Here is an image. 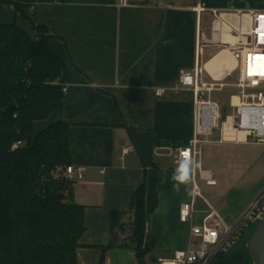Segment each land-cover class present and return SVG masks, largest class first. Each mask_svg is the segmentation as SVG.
Returning a JSON list of instances; mask_svg holds the SVG:
<instances>
[{"label": "crops", "instance_id": "obj_1", "mask_svg": "<svg viewBox=\"0 0 264 264\" xmlns=\"http://www.w3.org/2000/svg\"><path fill=\"white\" fill-rule=\"evenodd\" d=\"M133 1L119 8L116 0H53L27 11L53 36L49 45L61 61L57 84L65 93L47 119L33 124V136L68 124L72 165L84 170L83 181L70 194L85 208L77 264H158L186 249L192 227L210 212L231 226L264 192V144L221 143L220 129L202 147L201 171L189 169L179 189L173 179L181 168L176 151L194 136L195 98L178 84L181 72L193 70L199 61L203 82L223 85L204 100L217 103L210 95L222 91L230 99L237 96L236 61L232 70L226 63L214 70L219 77L206 69L232 48L221 37L212 39V12L264 11V0ZM198 4L205 8L200 16L192 10ZM0 23H14L33 35L31 24L12 5L0 4ZM160 88L167 91L157 97ZM219 115L220 124L233 116L222 118L220 110ZM127 145L133 150L124 153ZM207 173L216 186L207 185ZM143 183L146 255L139 260L128 241L131 197ZM184 204L193 208L187 223L180 220ZM114 212L125 215L113 227Z\"/></svg>", "mask_w": 264, "mask_h": 264}, {"label": "trees", "instance_id": "obj_2", "mask_svg": "<svg viewBox=\"0 0 264 264\" xmlns=\"http://www.w3.org/2000/svg\"><path fill=\"white\" fill-rule=\"evenodd\" d=\"M53 0H0L27 20L33 35L16 24L0 23V264H77L79 240L85 233V208L71 198L73 185L64 173L72 165L69 125H52L33 136V124L47 119L64 99L57 82L60 58L50 48L53 38L27 11ZM15 104L13 111L4 110ZM20 146L13 150V145ZM146 184L130 203L131 237L139 260L145 235ZM112 214L113 227L117 218ZM255 226L231 251L210 264H253L245 242Z\"/></svg>", "mask_w": 264, "mask_h": 264}, {"label": "built area", "instance_id": "obj_3", "mask_svg": "<svg viewBox=\"0 0 264 264\" xmlns=\"http://www.w3.org/2000/svg\"><path fill=\"white\" fill-rule=\"evenodd\" d=\"M119 8L135 5L133 0H116ZM199 16L205 12L200 4L192 8ZM212 39L222 35L223 29L228 27L229 33L234 35L237 42L225 44L231 46V55L237 62V80L235 87L238 95L230 99L234 114L220 124L219 107L217 103L204 100L205 94L220 90L223 85L217 82H203V67L199 61L191 71L181 72L178 84L193 92L195 98L194 136L188 146L176 151L177 163L182 167L185 162L195 163L191 169L201 171L202 147L210 143V136L214 130L220 129L221 143L229 141L254 142L264 144V11H247L237 13L212 12ZM232 73H229V77ZM165 88L155 91L157 97L166 93ZM234 98L239 103L234 104ZM231 123L236 138L228 140L225 135L226 125ZM244 137L239 138V134ZM203 137V139H201ZM20 142L13 145V150L20 146ZM133 150L131 145L124 148V153ZM65 180L72 185L81 183L84 179L83 168L73 165L67 167ZM207 185L216 186V180L206 174ZM196 194V193H195ZM264 215V192L249 206L240 219L231 226L223 224L219 215L212 211L203 223L192 227L190 244L186 249L176 251L169 258H161L158 264H210L218 253L231 251L243 235L255 226ZM192 204H184L180 210V220L187 223L192 219Z\"/></svg>", "mask_w": 264, "mask_h": 264}, {"label": "bare ground", "instance_id": "obj_4", "mask_svg": "<svg viewBox=\"0 0 264 264\" xmlns=\"http://www.w3.org/2000/svg\"><path fill=\"white\" fill-rule=\"evenodd\" d=\"M220 37L222 41L230 42L232 45L235 44V42H237V39L232 34L229 33V29L226 26L223 29L222 35ZM229 52L230 51L228 49H225L217 58L210 61L206 65V69L210 71L216 77H219V76L217 74H214V70L219 71L220 70L219 67H221L222 64L224 65V63H226L225 65H227L229 69L231 70L234 69V67L236 66V62L233 59L231 52L230 53ZM233 101H234V104L239 103L237 98H234ZM225 135L228 140L235 139L236 135H235V132L232 130L231 123L226 125ZM243 137H244V133H240L239 138H243Z\"/></svg>", "mask_w": 264, "mask_h": 264}, {"label": "water", "instance_id": "obj_5", "mask_svg": "<svg viewBox=\"0 0 264 264\" xmlns=\"http://www.w3.org/2000/svg\"><path fill=\"white\" fill-rule=\"evenodd\" d=\"M15 104L11 103L5 110V113L13 111ZM230 142V141H229ZM248 247L253 264H264V215L256 224L254 232L245 242Z\"/></svg>", "mask_w": 264, "mask_h": 264}, {"label": "rangeland", "instance_id": "obj_6", "mask_svg": "<svg viewBox=\"0 0 264 264\" xmlns=\"http://www.w3.org/2000/svg\"><path fill=\"white\" fill-rule=\"evenodd\" d=\"M135 1H142V0H135ZM179 1H181L182 3H188L189 1L192 2L193 0H179ZM204 99H208V96H205ZM210 99L218 103L222 118H224L225 115L234 114V111L230 106V94L228 93V91L214 92L210 95Z\"/></svg>", "mask_w": 264, "mask_h": 264}, {"label": "clouds", "instance_id": "obj_7", "mask_svg": "<svg viewBox=\"0 0 264 264\" xmlns=\"http://www.w3.org/2000/svg\"><path fill=\"white\" fill-rule=\"evenodd\" d=\"M197 165L193 162V163H188L185 162L182 167L180 168L179 174L174 175L173 179L175 181H178L179 183H177L176 185H174V187H176L177 189H179V185L180 183H185L188 179H189V169H194Z\"/></svg>", "mask_w": 264, "mask_h": 264}]
</instances>
